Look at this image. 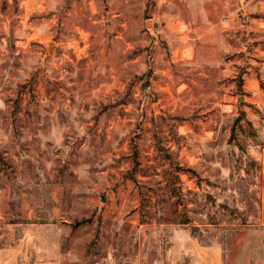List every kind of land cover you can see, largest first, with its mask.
<instances>
[{"label": "rangeland", "instance_id": "rangeland-1", "mask_svg": "<svg viewBox=\"0 0 264 264\" xmlns=\"http://www.w3.org/2000/svg\"><path fill=\"white\" fill-rule=\"evenodd\" d=\"M0 264H264V0H0Z\"/></svg>", "mask_w": 264, "mask_h": 264}, {"label": "trees", "instance_id": "trees-1", "mask_svg": "<svg viewBox=\"0 0 264 264\" xmlns=\"http://www.w3.org/2000/svg\"><path fill=\"white\" fill-rule=\"evenodd\" d=\"M175 223H178V224H188L189 221L188 219H178Z\"/></svg>", "mask_w": 264, "mask_h": 264}, {"label": "built area", "instance_id": "built-area-1", "mask_svg": "<svg viewBox=\"0 0 264 264\" xmlns=\"http://www.w3.org/2000/svg\"><path fill=\"white\" fill-rule=\"evenodd\" d=\"M189 54H191V52Z\"/></svg>", "mask_w": 264, "mask_h": 264}]
</instances>
